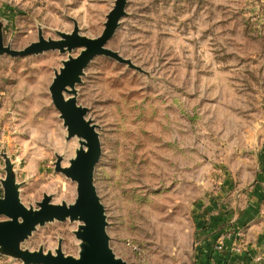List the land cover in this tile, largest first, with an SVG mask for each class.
Listing matches in <instances>:
<instances>
[{
    "label": "rangeland",
    "instance_id": "obj_1",
    "mask_svg": "<svg viewBox=\"0 0 264 264\" xmlns=\"http://www.w3.org/2000/svg\"><path fill=\"white\" fill-rule=\"evenodd\" d=\"M115 1L0 0V31L14 49L75 22L95 38ZM126 12L106 47L142 70L97 55L76 85L101 142L94 184L110 246L129 264H194L217 204L237 215L264 181V0H127ZM81 50L0 55V196L9 158L25 205L75 201L56 161L70 165L79 138L67 139L50 86ZM79 223L38 225L21 247L55 252L61 241L78 257ZM0 264L23 261L0 253Z\"/></svg>",
    "mask_w": 264,
    "mask_h": 264
},
{
    "label": "water",
    "instance_id": "obj_2",
    "mask_svg": "<svg viewBox=\"0 0 264 264\" xmlns=\"http://www.w3.org/2000/svg\"><path fill=\"white\" fill-rule=\"evenodd\" d=\"M126 5L127 0L115 1L107 15L103 33L95 38L80 34L78 23L75 22L72 32L58 31L60 39H46L40 29L38 41L24 49H14L5 45L0 31V55L27 56L56 49L70 53L82 48L77 56L69 55L63 61V66L56 71L50 86L53 102L67 127V139L79 138L80 146L76 149L75 157L70 159V165H62V155H58L56 161V171L64 173L77 183L75 201L54 203L51 195L44 194L43 199L37 202L38 208L25 205L20 199L13 164L7 158V174L2 180L4 195L0 196V216L6 217L0 220V253L20 258L23 264H129L118 257L110 246L105 207L94 184V170L102 151L99 133L92 120L86 118L88 108L79 105L76 97V85L82 82L85 68L97 55H106L142 70L131 59L106 47L119 27L121 18L127 14ZM67 219L80 222L74 231L80 240L78 257L65 254L61 241L55 252L45 251L43 248L31 251L21 247L22 242L38 225Z\"/></svg>",
    "mask_w": 264,
    "mask_h": 264
},
{
    "label": "crops",
    "instance_id": "obj_3",
    "mask_svg": "<svg viewBox=\"0 0 264 264\" xmlns=\"http://www.w3.org/2000/svg\"><path fill=\"white\" fill-rule=\"evenodd\" d=\"M247 197L248 204L237 215L227 205L217 204L210 221L198 230L194 264H264V181L249 188ZM225 233L224 247L217 250Z\"/></svg>",
    "mask_w": 264,
    "mask_h": 264
},
{
    "label": "built area",
    "instance_id": "obj_4",
    "mask_svg": "<svg viewBox=\"0 0 264 264\" xmlns=\"http://www.w3.org/2000/svg\"><path fill=\"white\" fill-rule=\"evenodd\" d=\"M237 234H238L239 245L241 246V243H242V240H241L242 239V232H238ZM225 237H226V233L221 235L220 241L216 244V249L217 250L223 249Z\"/></svg>",
    "mask_w": 264,
    "mask_h": 264
}]
</instances>
